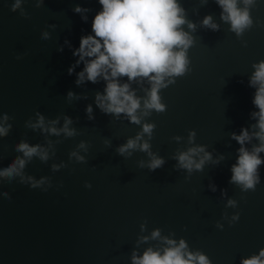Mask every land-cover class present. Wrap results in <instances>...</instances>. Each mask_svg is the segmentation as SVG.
<instances>
[{
	"label": "water",
	"instance_id": "water-1",
	"mask_svg": "<svg viewBox=\"0 0 264 264\" xmlns=\"http://www.w3.org/2000/svg\"><path fill=\"white\" fill-rule=\"evenodd\" d=\"M12 2L0 0V113L7 112L11 122L8 133L0 136V167L22 155L14 150L21 140L39 144L49 159L33 157L23 172L37 180L48 178L52 187L45 192L21 184L18 177H0V192L10 196L0 195V264H131L134 250L143 255L148 248L167 246L161 239L138 243L139 237H150L157 228L161 237L177 243L183 238L190 251H202L212 264H240L241 258L264 248V165L255 191L243 193L228 182L240 147L231 133L255 123L250 118L257 110L252 105L255 89L248 80L252 65L264 60V0L251 6L253 26L239 39L221 20L215 0H179L187 20L196 24L195 32L187 24L181 26L195 41L188 52L191 71L161 90L165 112L153 111L143 118L156 126L151 139H143L165 160L152 172L138 166L140 161L147 164L146 153L134 151L127 158L116 153L141 126L95 107L94 96L103 91V83L77 87L75 74H67L74 57L64 40L78 47L80 36L91 31L92 17L100 8L96 0H42L39 6L35 0H24L15 11ZM77 4L91 10L87 24L73 13ZM206 15L213 17L218 31L201 27ZM42 30L50 33L49 39L41 38ZM61 46L62 53L57 51ZM132 88L144 97L149 85L146 80L133 82ZM69 91L87 99L69 101ZM88 104L95 116L91 121L85 114ZM37 111L46 120L59 117L58 128L64 116L70 117L77 134L57 137L25 127L30 118L35 122ZM190 131L196 133L194 144L188 143ZM174 137L182 139L177 142ZM81 141L88 145L87 153L78 149ZM195 145L206 146L212 160L188 177L173 157ZM256 146L253 140L246 148L251 152ZM72 151L85 155V162L70 160ZM54 164L66 167L54 172ZM86 183L92 187L86 188ZM228 198L237 201L236 209L225 207ZM237 212L239 220L229 225L224 214Z\"/></svg>",
	"mask_w": 264,
	"mask_h": 264
},
{
	"label": "clouds",
	"instance_id": "clouds-1",
	"mask_svg": "<svg viewBox=\"0 0 264 264\" xmlns=\"http://www.w3.org/2000/svg\"><path fill=\"white\" fill-rule=\"evenodd\" d=\"M100 6L91 20V31L82 34L79 46L74 47L68 39L64 45L71 51L74 57L67 74H75V85L80 87L87 83H103V91L96 92L93 103L99 111L105 115L119 119L121 116L128 118V122L141 126V131L135 138H129L124 144L116 149V153L122 157H131L134 151H141L148 155L147 164L140 161L138 166L152 172L165 164V160L151 151V145L143 137L147 135L151 139L152 132L156 127L152 123H144L143 118L151 115L153 111L163 113L166 111V104L163 103L160 95L161 90L168 88L176 82L177 78L184 77L191 71V61L188 56L189 49L194 46V37L190 32L196 31V24L186 18V10L181 7L179 0H96ZM206 2V0H205ZM256 0H215L221 9V20L229 24V31L239 39L246 30L253 26L250 9ZM24 0H13L11 10L21 8ZM37 6L42 0H35ZM244 7H239V4ZM78 14L83 23L89 22L87 7L77 4L72 9ZM22 15H26L22 11ZM187 24L190 32H185L182 25ZM201 27L213 32L219 30V25L213 21L211 15H206L200 21ZM55 27V25H52ZM41 38L47 40L50 33L42 30ZM64 51V46L57 49ZM19 58V56L17 57ZM82 70L76 71L77 68ZM254 71L249 77L248 86L255 89L252 97V105L256 111L250 113V118L255 121L248 127H241L239 134L231 133V139L240 146L237 149L236 163L231 166L230 184H235L241 192L255 191L256 186L261 183L260 167L264 165V60L252 65ZM126 77V81L121 82ZM147 81L149 88L146 95L140 97L132 88V83L142 84ZM69 101L73 99H87V96L80 97L69 91ZM85 114L88 120H94L93 105L85 107ZM35 122L31 118L26 121L25 127L33 131L39 130L41 134L54 135L59 137L63 134L66 138L75 136L76 130L71 128L73 121L70 117L64 116L63 126L57 127L60 118L46 120L39 111L35 113ZM11 127L9 114L0 113V136L8 133ZM195 131H190L188 143H195ZM179 142L182 137H174ZM253 140L258 141V146L250 152L246 145ZM110 146L109 141H105ZM78 149L85 153L88 145L81 141ZM14 150L22 155L15 157L7 165L0 167V177H8L9 181L19 178V182L30 186L32 189L47 191L52 187L48 178L34 179L31 176L25 177L24 168L33 157H39L46 162L49 159L48 151L41 145H30L21 140L14 145ZM75 158L77 163L85 162V155L78 151H72L69 159ZM177 161V169L185 170L188 177L192 173L203 170L206 162L212 160V155L204 145H195L187 151L179 152L173 157ZM198 158V159H196ZM223 159V157H221ZM219 163V160L215 161ZM66 165H52V170L59 171ZM47 184L48 187H44ZM86 188L91 184L86 183ZM211 191L215 192L216 186L209 185ZM5 198L10 199L8 192H0ZM221 196L226 192L221 190ZM226 208H237V201L227 199ZM229 225L239 220V213L228 217ZM141 231L145 230V224H141ZM216 227L223 229V224L217 222ZM149 239H161L167 245L162 250L148 248L143 255H138L134 250L131 255V264H212L210 258L200 250L190 251L187 242L181 238L177 243L174 239L161 237L160 229L152 231L151 236L139 237L138 243L147 242ZM240 264H264V248H260L256 254L240 259Z\"/></svg>",
	"mask_w": 264,
	"mask_h": 264
}]
</instances>
